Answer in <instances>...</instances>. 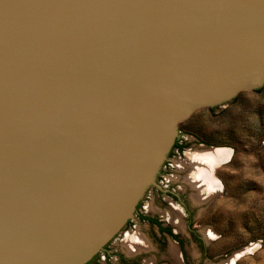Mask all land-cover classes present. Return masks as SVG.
<instances>
[{
	"label": "water",
	"instance_id": "obj_1",
	"mask_svg": "<svg viewBox=\"0 0 264 264\" xmlns=\"http://www.w3.org/2000/svg\"><path fill=\"white\" fill-rule=\"evenodd\" d=\"M263 113L264 0H0V264L130 247Z\"/></svg>",
	"mask_w": 264,
	"mask_h": 264
},
{
	"label": "rangeland",
	"instance_id": "obj_2",
	"mask_svg": "<svg viewBox=\"0 0 264 264\" xmlns=\"http://www.w3.org/2000/svg\"><path fill=\"white\" fill-rule=\"evenodd\" d=\"M226 152L225 160L212 170L218 190L203 202L195 196L207 191L205 186L201 190L192 186L186 192L207 248L199 261V247L185 231L189 260L180 264H264V113ZM183 215L175 203L163 216L180 226ZM147 234L154 239L151 228L142 236ZM171 244L168 241L144 256L142 264L153 257L159 264H177ZM113 264H119L118 259Z\"/></svg>",
	"mask_w": 264,
	"mask_h": 264
},
{
	"label": "flooded vegetation",
	"instance_id": "obj_3",
	"mask_svg": "<svg viewBox=\"0 0 264 264\" xmlns=\"http://www.w3.org/2000/svg\"><path fill=\"white\" fill-rule=\"evenodd\" d=\"M177 148L181 151L183 150L180 147ZM160 177H164L163 173H160ZM158 184L160 185V187L153 185L154 191L161 196H168L173 202H175L182 208V212L184 214L182 225H174V223L170 219L164 217L158 212H149L147 208L145 210L141 209L140 207L142 205V201H140L137 206V210L135 211V217L131 218L123 227V229L134 221L147 223L149 228H151L154 232V239L150 234L144 235V237L141 235L137 236V239H139L140 241H146L147 248H141L140 246V248L138 247V249L132 250L124 242L127 247L121 249V251L118 252L114 247L110 245V243L112 242L111 240L105 246V248L98 254H96L87 264H96L101 256L104 258L107 264H113V257H117L119 264H142V259L144 256L150 254L153 251L156 252L157 248L162 247L168 241H172V243L175 244L177 243L176 245L179 249L180 262L183 261L186 263L189 258L188 256H186L187 251L184 245L185 231L188 232V236L197 243L200 252V255L197 258L199 261L202 260V257L206 253L207 241L195 223L194 209L192 208L190 199H188L186 193H178L174 190L173 187L166 186L164 183ZM162 200L166 203L168 202L165 198H162ZM176 227H178V229ZM158 261L159 260L156 257H153V260L151 259L149 261L150 263L147 262L146 264H159ZM168 264H171V261H169Z\"/></svg>",
	"mask_w": 264,
	"mask_h": 264
},
{
	"label": "bare ground",
	"instance_id": "obj_4",
	"mask_svg": "<svg viewBox=\"0 0 264 264\" xmlns=\"http://www.w3.org/2000/svg\"><path fill=\"white\" fill-rule=\"evenodd\" d=\"M228 156V153L225 152L199 179L198 181L193 185V187L201 190L203 186H205V190L204 193H200L199 195H196V200L203 202L205 200H207V198L209 197V195H211L212 193L216 192L218 190V186L219 184L217 183V181L214 179L213 175H212V170L213 167L220 163L221 161L225 160V156ZM202 192V191H201ZM142 244V245H141ZM177 244V243H176ZM176 244H171L170 246V252L171 254L176 258L177 260V264H180V254H179V249L178 246ZM142 247H146L147 243L146 241H140L139 239H137L129 248L132 250L138 249V247L140 248ZM149 247V245H148ZM147 248V247H146ZM150 263V262H149Z\"/></svg>",
	"mask_w": 264,
	"mask_h": 264
},
{
	"label": "trees",
	"instance_id": "obj_5",
	"mask_svg": "<svg viewBox=\"0 0 264 264\" xmlns=\"http://www.w3.org/2000/svg\"><path fill=\"white\" fill-rule=\"evenodd\" d=\"M174 147H180L181 149H183V148H184V145H183V144H179V140H177V141L175 142L173 148H174Z\"/></svg>",
	"mask_w": 264,
	"mask_h": 264
}]
</instances>
